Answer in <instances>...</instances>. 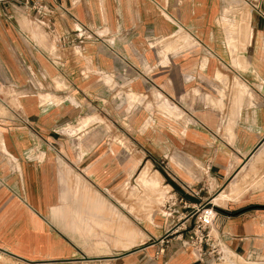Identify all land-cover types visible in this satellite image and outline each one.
Segmentation results:
<instances>
[{
    "label": "crops",
    "instance_id": "1",
    "mask_svg": "<svg viewBox=\"0 0 264 264\" xmlns=\"http://www.w3.org/2000/svg\"><path fill=\"white\" fill-rule=\"evenodd\" d=\"M168 43L171 53L161 48ZM160 95L179 109L162 110ZM118 120L127 121L131 152L142 147L151 164L173 156L175 192L191 203L208 198L187 195L184 185H219L235 163L247 179L264 158V16L249 0L0 4V254L211 264L177 243L152 258L150 240L164 232L159 209L143 227L147 240L132 246L129 212L64 190L67 166L99 191L114 189L124 165L132 177L133 159H118ZM194 162L205 178L196 179ZM218 207L213 235L238 256L264 257V188Z\"/></svg>",
    "mask_w": 264,
    "mask_h": 264
},
{
    "label": "rangeland",
    "instance_id": "2",
    "mask_svg": "<svg viewBox=\"0 0 264 264\" xmlns=\"http://www.w3.org/2000/svg\"><path fill=\"white\" fill-rule=\"evenodd\" d=\"M180 35V34H179ZM178 35V36H179ZM178 36L176 38H178ZM163 52L167 51L168 53L173 52L175 49L171 43H168L161 47ZM238 90V88H236ZM159 107L163 108L162 110L170 111L178 110L179 108L173 105V101L171 99L165 98V96L160 95L159 97ZM170 100V101H169ZM122 99L119 101V105L122 104ZM171 107V108H170ZM126 120H118V135H117V148H118V159L124 165L126 160L133 159L134 168L133 174L130 173V179L124 176V172L120 174L119 179L117 181L116 186L113 190L110 191H99L97 188L90 186L88 182H83L82 179L78 178L74 173H72L69 166L65 169V177L63 181V187L66 191L68 189L69 193L77 192H85L90 196L101 199L106 202L108 205L118 208L119 213H128V218L133 221V242L132 246H137L141 243H144L147 240L145 237L144 228L146 227L149 221H152V218H156V212L160 209V205L164 197L169 192L177 191L176 186L174 185V164H177L174 161L172 155H161L156 156L154 160H156V164H151L148 160L151 155L142 149V147H134V151L131 152V146L133 147V137L128 134V129L126 126ZM104 123V120H102ZM222 121H219L218 128H215L214 131L218 134L216 138H222ZM109 124V123H108ZM80 125H75L69 128V130H65L66 133L74 134L77 132V129ZM110 126V125H108ZM107 126V127H108ZM226 131V130H223ZM220 135V136H219ZM223 139H227L231 142V138L227 135H223ZM139 146V145H138ZM70 154V153H69ZM76 159V158H74ZM237 164L233 165V173L225 180L223 183H219V185L215 184H207V188H204L203 191L200 192V196L202 198H208L207 200L211 201L213 206H223L227 201L232 203L233 206L241 205V198L248 195L251 191L259 190L264 188V177L262 178V182L260 181L261 174H264V158L261 160L260 165L263 167L256 168L255 171L247 178L242 180L241 173H243L244 169L241 171V168L238 169L239 166ZM194 168L197 170L196 179H201V177L205 178L204 169L197 163H193ZM159 166L161 169L159 170ZM162 170V171H161ZM237 171V173H235ZM143 174L146 175H156L159 182V187L155 190H151L147 192L144 191L141 183V176ZM140 177V178H139ZM177 181V179H176ZM157 185V184H156ZM143 188V189H142ZM233 188V189H232ZM156 192V193H155ZM220 193V194H219ZM142 194V196H141ZM225 195L223 199L214 200V197L217 195ZM144 195V196H143ZM150 195V196H149ZM89 199V197H87ZM91 206L93 207H103L104 203L99 201H92ZM77 208L79 207V202L77 199L76 202ZM69 208H72V204L69 203ZM74 216H72L73 220ZM125 221V216L122 217ZM74 221V220H73ZM129 222V221H128ZM130 225L128 226V228ZM152 227V226H151ZM108 232V231H107ZM125 236V234H124ZM103 243V241H101ZM149 244V243H148ZM119 248H122V245L119 244ZM125 248V246L123 247ZM231 260H224L221 263L214 264H264V257L257 258H247L244 256H238L233 253H227L226 255ZM226 259V258H224ZM0 264H123L120 261H107V260H94V261H85L82 259H72V260H25L17 257H13L8 254H0ZM134 264V263H133ZM135 264H144V263H135Z\"/></svg>",
    "mask_w": 264,
    "mask_h": 264
},
{
    "label": "built area",
    "instance_id": "3",
    "mask_svg": "<svg viewBox=\"0 0 264 264\" xmlns=\"http://www.w3.org/2000/svg\"><path fill=\"white\" fill-rule=\"evenodd\" d=\"M39 0H0L1 5H17L28 10L35 9ZM256 13L264 16L261 4L264 0H249ZM10 17V15H9ZM183 190L191 197H198L202 188L195 189L184 185ZM211 201L191 203L176 192H169L160 205L159 214L163 218L164 232L150 240L156 246L153 259L162 255L172 243L193 254L198 263L211 264L223 262L227 253H233L212 233L217 212ZM235 254V253H233ZM236 255V254H235Z\"/></svg>",
    "mask_w": 264,
    "mask_h": 264
},
{
    "label": "bare ground",
    "instance_id": "4",
    "mask_svg": "<svg viewBox=\"0 0 264 264\" xmlns=\"http://www.w3.org/2000/svg\"><path fill=\"white\" fill-rule=\"evenodd\" d=\"M242 90V89H241ZM240 93V92H239ZM243 94V93H242ZM140 178V177H139ZM141 183H142V187L144 188V191L146 190L147 192L151 193L150 191L151 190H155L157 187L156 184H157V176L155 175H146V174H143L142 177H141ZM142 188V189H143ZM233 189V188H232ZM156 193V192H155ZM152 194V193H151ZM220 194V193H219ZM153 195V194H152ZM142 196V194H141ZM144 196V195H143ZM150 196V195H149ZM225 197V195L221 194V195H217L216 197H214V200H218V199H223ZM213 205V204H212ZM229 257H226L225 260L227 261H230L231 263V260L228 259Z\"/></svg>",
    "mask_w": 264,
    "mask_h": 264
},
{
    "label": "water",
    "instance_id": "5",
    "mask_svg": "<svg viewBox=\"0 0 264 264\" xmlns=\"http://www.w3.org/2000/svg\"><path fill=\"white\" fill-rule=\"evenodd\" d=\"M263 140H264V139H262V141H263ZM262 141H261V142H262ZM261 142H260V143H261ZM244 160H245V159H244ZM245 161H246V160H245ZM245 161H244V162H245ZM239 168H241V165H240ZM239 168H238V169H239ZM237 171H238V170H236L235 173H237ZM213 208H214V210H215L216 212H224V211H223L222 209H220L218 206H214ZM85 260H86V259H85Z\"/></svg>",
    "mask_w": 264,
    "mask_h": 264
}]
</instances>
